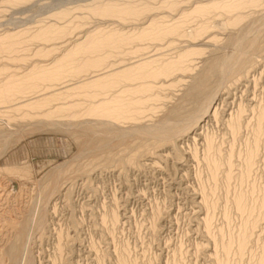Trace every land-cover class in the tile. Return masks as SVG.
I'll return each mask as SVG.
<instances>
[{"label":"rangeland","instance_id":"obj_1","mask_svg":"<svg viewBox=\"0 0 264 264\" xmlns=\"http://www.w3.org/2000/svg\"><path fill=\"white\" fill-rule=\"evenodd\" d=\"M12 1L0 0V38L21 36L4 43L0 83L53 63L89 31L137 33L152 19L179 21L187 35L106 48L109 66L97 73L201 53L163 87L150 79L153 98L135 119L86 115L84 95L62 116L0 115V264H264V0L189 18L208 0H111L151 7L126 20L90 14L93 0ZM63 10L74 14L56 16ZM51 24L64 34L33 38ZM97 73L27 89L24 100Z\"/></svg>","mask_w":264,"mask_h":264},{"label":"bare ground","instance_id":"obj_2","mask_svg":"<svg viewBox=\"0 0 264 264\" xmlns=\"http://www.w3.org/2000/svg\"><path fill=\"white\" fill-rule=\"evenodd\" d=\"M27 1L29 2L30 0H13L12 2L16 5H19ZM116 2L118 1L113 2L111 0H101L95 2L93 0L91 4L88 3L86 5L85 3V6L87 7L88 12L92 15L104 18L109 17L111 19L112 17H119L121 20H126L129 17H138L144 12L151 10V7H149L148 5L140 7L139 4H131L133 1L127 4L126 2L125 4ZM176 3L177 2L175 0L169 1V5L171 7H174ZM258 3L259 0H208V3L205 2V4L196 6L191 13L187 14L186 17H205L213 11L219 9H222L227 13L240 12L245 8L257 5ZM77 6H79V4ZM81 6L84 7L83 5ZM74 9V11L71 12L79 10V8L76 10L75 7ZM69 10L71 9L68 8V11ZM68 11L63 10L59 13H57L56 11L55 14L56 16L62 17V19L63 17L66 19V16L70 13H68ZM71 14L73 15L74 13H70V15ZM53 15L54 14L52 13V16ZM241 19H243L242 15H237V17L234 18L233 21L231 20V24H236ZM165 24L166 23L161 24L159 23V21L152 19L149 25L142 28L139 32H131L130 34L128 32H121L118 29H99L87 32V34H85L83 37L78 38L80 40L83 39L81 42L79 41V43L75 44L72 48H68L69 50L64 55L62 54V57L57 58L55 61H53V63L35 65L34 67L32 66V69L23 76H16L14 78L8 79L7 81H4L3 83H0V108H12L11 110L1 109L0 115H5L6 118L8 115V117L11 118L15 113L22 111V114L28 116V118L29 116H32L31 118H34V116H62L66 115L68 110H75L79 108V106H81V103L75 101V99H72L70 100V102H68L69 98L71 99L78 95H84L91 99V102L87 104V106H85L86 115L94 117H108L112 118L113 120L122 122L125 120L137 118L138 114L142 112V105L149 103V101L153 98L150 95V97L146 96L147 92L152 91L156 87V82L154 85L151 82L153 80H158L157 83H160L159 80L161 78H165L168 80L177 72H186L187 70H189L190 66L189 61H187L189 60V57L193 54H200L201 50L193 48V50H186L181 53L179 52L180 54H177L178 56L176 58L172 59V57L171 60L162 63H160V58H158L159 61L157 59H147L129 64H122V66H118L119 68L117 70L111 69L108 72L104 71V73L97 72L102 70L106 66H109L106 65L108 59V55L105 54L106 48L110 47L113 49H119L125 47L126 45L132 44L137 40L142 41L152 39L154 41H163L164 39L171 36H181L183 38V36L185 37L187 35L182 32L183 23L176 21L175 23L170 25ZM64 28L65 27H60L56 24L42 26L33 38H36V40H50L55 35H63L65 32ZM208 29V24L200 25L192 32L190 36L194 39H197L199 38V36L207 32ZM20 36V33H11L2 36L0 38V52L8 47L4 44L6 41L12 42L13 45V42L19 41ZM60 36L61 35H59V37ZM12 45L10 44L9 46L12 47ZM50 51H53V49L48 50L47 53H49ZM190 67L192 69L193 66L191 65ZM91 70H93V72H96L97 74H94L90 78L86 77V79L84 78V80L74 82L72 85H65V90L44 96L42 98L33 97L24 100V98L27 97L25 95L28 93V91L26 93L27 89H31V93L33 92L32 94H35V89L39 88L40 85L44 84L43 86L49 89L50 85L52 86L56 81H61L67 76L76 78L80 77L82 74H84V72L86 73ZM150 79H152L151 82ZM160 84L161 87L164 86V83ZM119 88L121 89L120 92L119 90H116ZM38 90L39 89H37V91ZM115 90L119 93L116 94ZM110 91H114V93L108 96H104L107 95ZM133 94H136V97H134ZM137 94H145V96L138 97ZM100 95H103L104 97L102 98ZM55 101L63 102H60V104L54 106L53 104ZM13 118L12 120L15 119ZM23 118L24 116L22 117V119ZM7 120L10 119L8 118ZM253 156L254 155H252V157ZM15 170H18L19 172V169Z\"/></svg>","mask_w":264,"mask_h":264}]
</instances>
